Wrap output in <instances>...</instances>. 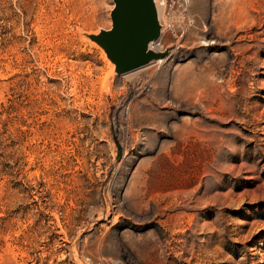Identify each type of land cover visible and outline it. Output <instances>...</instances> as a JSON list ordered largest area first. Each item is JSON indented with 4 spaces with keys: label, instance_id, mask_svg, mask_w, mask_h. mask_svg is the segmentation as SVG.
Returning <instances> with one entry per match:
<instances>
[{
    "label": "rangeland",
    "instance_id": "rangeland-1",
    "mask_svg": "<svg viewBox=\"0 0 264 264\" xmlns=\"http://www.w3.org/2000/svg\"><path fill=\"white\" fill-rule=\"evenodd\" d=\"M112 7L0 0V264H264V0H162L123 75Z\"/></svg>",
    "mask_w": 264,
    "mask_h": 264
},
{
    "label": "water",
    "instance_id": "water-1",
    "mask_svg": "<svg viewBox=\"0 0 264 264\" xmlns=\"http://www.w3.org/2000/svg\"><path fill=\"white\" fill-rule=\"evenodd\" d=\"M111 26L86 31L78 28L83 41L97 46L112 73L123 75L168 55L169 48L156 52L150 44L161 36V0H112Z\"/></svg>",
    "mask_w": 264,
    "mask_h": 264
},
{
    "label": "built area",
    "instance_id": "built-area-1",
    "mask_svg": "<svg viewBox=\"0 0 264 264\" xmlns=\"http://www.w3.org/2000/svg\"><path fill=\"white\" fill-rule=\"evenodd\" d=\"M190 22H191V20L188 19V18L186 19V24L185 25H176V23L173 24L172 22H167L166 24H164V22H163V24L161 23L162 24V29H161L162 34H163L164 30L167 29L169 31V33L174 38L177 39V38L181 37L184 34V32L186 31L187 26L190 25ZM150 47L152 48V50H154L156 52H161V51L165 50L164 49L165 46L161 42V39L151 43ZM116 264H118V263H116Z\"/></svg>",
    "mask_w": 264,
    "mask_h": 264
},
{
    "label": "bare ground",
    "instance_id": "bare-ground-1",
    "mask_svg": "<svg viewBox=\"0 0 264 264\" xmlns=\"http://www.w3.org/2000/svg\"><path fill=\"white\" fill-rule=\"evenodd\" d=\"M161 1H162V0H161ZM160 37H161V36H160ZM160 37H159V39H160ZM159 39H157V40H159ZM157 40H156V41H157ZM150 48H151V47H150ZM151 49H152V48H151ZM159 60H161V59H159ZM159 60H158V61H159Z\"/></svg>",
    "mask_w": 264,
    "mask_h": 264
}]
</instances>
